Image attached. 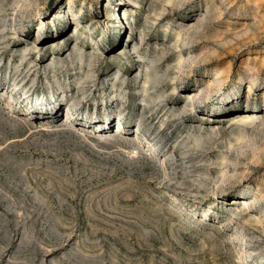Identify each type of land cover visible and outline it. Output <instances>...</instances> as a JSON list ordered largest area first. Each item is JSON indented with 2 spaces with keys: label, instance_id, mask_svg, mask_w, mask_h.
<instances>
[{
  "label": "rangeland",
  "instance_id": "rangeland-1",
  "mask_svg": "<svg viewBox=\"0 0 264 264\" xmlns=\"http://www.w3.org/2000/svg\"><path fill=\"white\" fill-rule=\"evenodd\" d=\"M28 1L0 0L23 33L0 30V264H264V0ZM19 67L68 94L24 96Z\"/></svg>",
  "mask_w": 264,
  "mask_h": 264
},
{
  "label": "bare ground",
  "instance_id": "bare-ground-1",
  "mask_svg": "<svg viewBox=\"0 0 264 264\" xmlns=\"http://www.w3.org/2000/svg\"><path fill=\"white\" fill-rule=\"evenodd\" d=\"M36 1V0H35ZM27 2H28V7H30L31 8V3L28 1V0H25V4H24V6L27 4ZM37 2V1H36ZM35 3V2H34ZM82 3V2H81ZM173 4V3H172ZM172 4H171V6H172ZM18 5V4H17ZM34 6H36V4L34 5ZM127 6L128 7H126V11L128 12V11H130V10H132L133 8H132V6L130 5V4H127ZM6 5H2L1 7H0V30L1 29H4V30H6L5 32H7V31H10V30H12L13 31V33H15L16 35H18V37L19 36H21V35H23V33H21L22 32V30H21V28H17V26L14 24V21H12V23L10 22V20H9V18L7 17V16H4V15H2V13L4 12H6ZM35 9V8H34ZM33 9V10H34ZM37 9V8H36ZM22 10V9H21ZM20 10V11H21ZM30 10H32V9H30ZM8 11V10H7ZM38 11V10H37ZM24 12H26V11H24ZM34 12H35V10H34ZM23 13V12H22ZM21 13V14H22ZM28 13V12H27ZM74 12H73V10H72V16H73V18L75 19V22H77V23H80L81 24V21L79 20V18L77 17V16H74V14H73ZM33 14V13H32ZM35 15V14H34ZM8 16H9V14H8ZM23 16V15H22ZM20 17V16H19ZM26 17H28L27 15H26ZM31 17V16H30ZM35 17V16H34ZM11 18V17H10ZM19 20V19H18ZM120 25V24H119ZM123 25V24H122ZM129 25V24H128ZM46 28V27H45ZM116 29H120L121 30V27L120 26H118V28H116ZM124 29H127V28H124ZM47 30V29H46ZM59 29H57V27H53V29L51 30L52 31V33H46L45 34V32L43 31V35H41V37L38 39V43H37V45L36 46H30L29 48H26L27 50H25L24 52H26V53H28V52H30V54H31V52H33V54H36L37 56H35V57H32V61H31V63H33V64H42L43 62H42V59L41 58H39V52H37V51H39L40 50V45H41V42H43V41H45V40H47L48 38H55V37H57L58 36V34H59V31H58ZM2 31V30H1ZM127 31V30H126ZM115 32V31H114ZM79 33H81V31L79 32ZM82 34V33H81ZM80 34V35H81ZM83 34L85 35V34H87L85 31H83ZM111 34V33H110ZM51 35V36H50ZM79 34H78V37L77 38H79V36H80ZM113 35V34H112ZM122 35H124V32H123V30H121L120 32H119V37L120 36H122ZM2 36H4V34H2ZM5 37V36H4ZM3 37V38H4ZM7 37V36H6ZM1 36H0V41H1V39H3ZM4 40H8V38H4ZM59 40H52V42H51V44L52 45H55L56 44V42H58ZM22 42V41H21ZM96 48L98 47L99 48V46L98 45H94ZM32 49L33 50H36V51H32ZM87 50H85V51H83V50H79V54H81L82 56H84V57H93V58H98L99 57V54L98 53H101V51H95V53H93V54H90V55H87L88 53L86 52ZM86 53V54H85ZM85 54V55H84ZM101 56L103 55V54H100ZM27 56H28V54H27ZM27 56H24V59H28V57ZM107 58V57H106ZM84 59V58H83ZM180 62H181V65H180V68H182L183 66H182V59H180ZM185 63V62H184ZM187 63V62H186ZM70 64V63H69ZM61 65V64H60ZM184 66H185V64H184ZM187 66V65H186ZM12 66H10V68H11ZM23 67V66H22ZM22 67L20 68H18V69H14V73H10V76L11 77H13V79H14V89L15 90H19V91H22V93H24V96H27L28 98L29 97H31V96H33L34 94H36L40 89H41V87L42 88H44V89H47L48 90V93H50V95H52V96H54V95H56V96H61L62 98L63 97H65L68 93V90H69V87H67V88H65L63 85H65L64 83H63V80H60L59 82H57V83H51V84H46V85H42L41 87H40V84H39V82L37 81V76L39 75V70H32V68L31 69H29V70H25V69H22ZM58 66L57 65H55L54 67H52L51 68V73H53L54 71H55V69L57 68ZM16 68V67H15ZM58 69V68H57ZM72 69L74 70V75H72L70 78H69V80L71 79V80H77V81H81L80 82V86H79V88L81 89V91H84V92H86L87 90V85H88V82H90L93 78H92V76H88V78H84L83 77V75H82V71H81V67H80V63H79V61L78 60H76V61H74L73 63H72ZM186 69V68H185ZM184 69V70H185ZM13 70V69H12ZM54 70V71H53ZM57 71V70H56ZM150 72V71H149ZM148 72V73H149ZM180 72H182L181 70H180ZM58 73V72H57ZM166 73V72H165ZM183 73V72H182ZM45 76H46V79L48 78V75L46 74V73H43ZM170 74V73H169ZM58 75V74H57ZM150 75H152V72H151V74H149V75H147V77H146V82L144 83V92H145V94H144V96H142V100H143V103L144 104H149V102H154V100H153V94L151 93H149V90L151 89V88H149L147 85H149L150 83H151V76ZM165 75V74H164ZM166 75H168V74H166ZM182 75V74H181ZM158 76V75H157ZM171 76V75H170ZM57 79V76L56 75H52V81L54 80V79ZM174 78V77H173ZM51 79H49L48 78V80L49 81H51ZM85 79V80H84ZM156 79V78H155ZM164 79V78H163ZM163 79H161V80H163ZM170 79V78H169ZM67 80V79H66ZM65 80V81H66ZM165 80H166V78H165ZM172 80H174V79H172ZM55 81V80H54ZM76 81V82H77ZM159 81V80H158ZM178 81V80H177ZM124 81L123 80H121V79H117V80H115L114 82H111L113 85H114V88H116V87H118L119 85H123L122 83H123ZM154 82V81H153ZM163 82V81H162ZM255 83V82H254ZM160 84V82H158V85ZM125 85V84H124ZM254 85V84H253ZM123 86H121V88H122ZM152 87V86H151ZM158 87V86H157ZM159 87H161V86H159ZM92 88V87H91ZM208 88V87H207ZM67 90V92L66 91H63V90ZM119 89V88H118ZM163 89V88H162ZM175 90H176V88H174ZM209 89V88H208ZM208 89H202V91H199V92H195L194 94H192L191 96V98L189 99L190 101H191V103H192V106H195V104L197 103V101L198 100H200L201 98L202 99H208V97H209V91H208ZM119 90H121V89H119ZM43 91V90H42ZM115 91H116V89H115ZM155 91V90H154ZM157 91V90H156ZM163 91V90H162ZM18 92V91H17ZM88 92V91H87ZM158 92H160L159 91V89H158ZM177 92V91H176ZM253 92V89H252V86H250V88H249V90H248V93L249 94H251ZM117 93V92H116ZM115 92L113 93V95H112V97L110 98V99H106V102H104L103 104H102V106L100 105V108L101 109H103V110H106L107 111V108L108 109H111V110H120L121 112L123 111V110H121L122 109V107H123V103L122 102H124V101H122V100H125V96H123V95H119V94H116ZM120 93H123V92H120ZM161 95V94H160ZM156 96V95H155ZM165 97V96H164ZM160 98V96L158 97V99ZM126 99H127V97H126ZM164 99H166V98H164ZM168 99V98H167ZM149 100H151V101H149ZM127 101V100H126ZM151 103V104H152ZM157 103V102H156ZM161 103H164V105L165 106H169L170 104L168 103V102H165V100H163V101H161ZM119 104L121 105L122 104V106H119ZM154 104V103H153ZM160 104V103H159ZM172 104V103H171ZM83 106L84 105V102H77L76 104H75V106ZM148 106V105H147ZM146 106V107H147ZM160 106V105H159ZM67 117H68V115H67ZM68 120H69V117H68V119L65 121V123L63 124H61L59 127L61 128V131H66V132H69V133H72V134H75V135H77V136H81L82 138H85V134H84V132L82 133L81 132V129H79V128H76V126L75 125H73L72 123L73 122H68ZM43 127V126H42ZM48 127H46V129H47ZM44 129V128H43ZM42 130V129H41ZM99 137L100 138H102V136H100L99 135ZM106 140H107V142L108 141H110V140H108L107 138H106ZM105 141V140H104ZM133 145V144H132ZM141 146V145H140ZM137 147L136 146V148H133V149H131L129 152L127 151V155H128V158H130V159H136V158H139L140 157V154H141V151L143 150L141 147ZM133 147V146H132ZM141 150V151H140ZM143 151H146L147 152V150L145 149V150H143ZM228 177H230V176H228V174L224 177V178H228ZM232 178V177H231ZM226 179H224V181H225ZM231 180V179H230ZM223 181V182H224ZM207 186V185H206ZM206 189V188H205ZM218 189H220L219 187H218ZM216 191H217V189H216ZM242 202L245 204H247V201H245V200H242ZM250 203V202H249ZM248 203V204H249ZM246 208H247V206H246ZM238 215V214H237ZM236 215V216H237ZM240 215V214H239ZM238 215V216H239ZM242 217V216H241ZM240 236V235H239Z\"/></svg>",
  "mask_w": 264,
  "mask_h": 264
}]
</instances>
